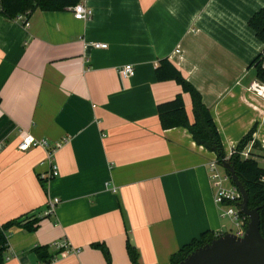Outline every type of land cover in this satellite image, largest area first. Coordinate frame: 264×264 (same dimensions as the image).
<instances>
[{
    "label": "crops",
    "instance_id": "obj_1",
    "mask_svg": "<svg viewBox=\"0 0 264 264\" xmlns=\"http://www.w3.org/2000/svg\"><path fill=\"white\" fill-rule=\"evenodd\" d=\"M84 3V21L72 6L29 11L28 28L0 14V225L39 219L35 231L8 230L3 264H40L38 246L56 256L49 264H131L127 243L138 264H170L202 234L228 232L208 168L216 154L186 127L163 129L157 114L180 95L192 124L191 96L156 67L167 60L199 94L225 156L251 133L245 146L261 167L264 100L248 88L263 45L248 21L264 0ZM125 65L133 76L120 75ZM29 135L62 142L57 177L41 179L44 149H18ZM63 242L71 251L59 254Z\"/></svg>",
    "mask_w": 264,
    "mask_h": 264
},
{
    "label": "trees",
    "instance_id": "obj_2",
    "mask_svg": "<svg viewBox=\"0 0 264 264\" xmlns=\"http://www.w3.org/2000/svg\"><path fill=\"white\" fill-rule=\"evenodd\" d=\"M78 0H0L1 11L4 17L14 19L17 15L26 11L39 9L46 12H57L69 6H74ZM248 26L253 30L256 38L264 46V7L254 13L248 21ZM256 70V78L264 83V70L259 67V55L251 63ZM159 81L175 80L182 88L183 92L189 93L192 99L194 121L189 124L186 118L184 104L180 95L170 101L161 103L157 106V114L163 129L175 127H186L193 137V140L204 146L208 151L217 156V161L222 163L225 154L222 148L220 136L212 121L209 111L202 104L199 94L193 87L180 75L167 60H162L155 70ZM251 133L246 135L238 144L236 150L243 149L250 139ZM231 165L235 175L242 184L248 196V207L257 208L259 214V232L264 238V169L261 168L255 158L250 154L247 159H242L238 154L233 155L227 160ZM39 219L34 218L31 221L23 222L21 219H14L0 225V264L4 263L5 253L7 251V233L13 226H19L27 231H35ZM217 238L210 233H204L199 240H193L190 244L182 247L180 251L171 258L170 264H177L182 261L189 253L197 248L209 244ZM95 247L101 248L107 261L109 255L105 247L101 244H95ZM127 254L131 264H138L137 253L132 245L127 243ZM34 254L40 264H49L52 257L48 254V247H35Z\"/></svg>",
    "mask_w": 264,
    "mask_h": 264
},
{
    "label": "built area",
    "instance_id": "obj_3",
    "mask_svg": "<svg viewBox=\"0 0 264 264\" xmlns=\"http://www.w3.org/2000/svg\"><path fill=\"white\" fill-rule=\"evenodd\" d=\"M72 11L74 13V18L76 20L84 21L88 20L91 17V10L85 6L84 0H79L74 6H72ZM1 11V6H0ZM30 12L26 11L22 14L17 15L14 20L21 23L25 28L30 26L29 22ZM90 47L95 49H106L107 44L104 43H89ZM259 67L261 70H264V46L259 53ZM120 75L123 78H129L134 75V68L132 65H125L119 70ZM248 90L254 93L256 96L264 100V83L258 79L254 80L250 85ZM62 146V142H55L52 146H49V143L44 139L36 140L32 136H27L22 139L18 145L20 151H27L30 148L40 147L44 149L45 160L49 165V170L46 174L41 176V179L44 181L49 180L58 176L57 166L54 163V155L58 149ZM250 146H245L239 152L236 149H233L227 156H225L222 163H227V160L230 159L233 155L238 154L242 159H247L250 157ZM222 163H219L217 160L211 161L208 164L210 170V178L212 180L213 189H214V203L220 211V216L222 218H228L235 227V232L231 234L242 238L245 234L248 218L240 212L239 204L241 202V195L238 189L231 182L228 172L223 168ZM219 167L223 168L221 173ZM59 203L58 198H54L48 201L45 206V209L42 212V216L46 217L54 213L56 205ZM221 235H217L219 237ZM55 248L61 252H70L71 249L66 242L55 244ZM77 252V251H76ZM56 256L51 259V262L56 260Z\"/></svg>",
    "mask_w": 264,
    "mask_h": 264
},
{
    "label": "water",
    "instance_id": "obj_4",
    "mask_svg": "<svg viewBox=\"0 0 264 264\" xmlns=\"http://www.w3.org/2000/svg\"><path fill=\"white\" fill-rule=\"evenodd\" d=\"M241 195L240 212L248 218L242 238L228 233L189 253L177 264H264V238L259 232L258 209L248 207V196L229 163H222Z\"/></svg>",
    "mask_w": 264,
    "mask_h": 264
},
{
    "label": "rangeland",
    "instance_id": "obj_5",
    "mask_svg": "<svg viewBox=\"0 0 264 264\" xmlns=\"http://www.w3.org/2000/svg\"><path fill=\"white\" fill-rule=\"evenodd\" d=\"M261 167L264 169V164H262ZM219 170L221 173L224 171L223 168L221 167H219ZM222 224H224L226 232L228 233L235 232V227L228 218H225V220H222Z\"/></svg>",
    "mask_w": 264,
    "mask_h": 264
}]
</instances>
